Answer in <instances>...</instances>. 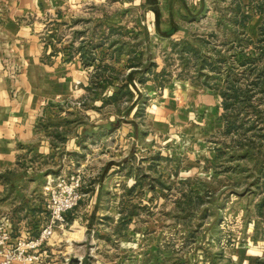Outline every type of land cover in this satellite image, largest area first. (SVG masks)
<instances>
[{
    "label": "rangeland",
    "instance_id": "rangeland-1",
    "mask_svg": "<svg viewBox=\"0 0 264 264\" xmlns=\"http://www.w3.org/2000/svg\"><path fill=\"white\" fill-rule=\"evenodd\" d=\"M258 1L264 0H61L58 11L25 18L40 44L39 62L71 68L69 81L77 92L67 96L70 99L56 100L67 101L69 110L62 116L73 121L70 134H77L73 125L86 124L80 142L83 160L88 158L89 163L83 167L87 187L81 186V192H88L82 198H89L92 176L96 178L107 159L128 160L118 171L127 177L122 185H115L110 174L103 189V197L109 198L116 194L111 186L119 188L122 203L89 224L87 212L82 211L79 222L86 227L85 237L64 235L61 252L51 255L47 249L40 264H264V208L257 206L264 197V140L256 129L243 131L250 123L264 126V98L258 100L254 93L249 105L241 107L242 130L221 133V99L218 95L213 99L216 94L210 88L178 78L181 64L169 47L173 40L196 37L228 53L223 45L228 38L226 24L236 6L251 14L245 31L256 40L264 21V15L253 8ZM170 27L174 32L167 34ZM84 55L93 63H84ZM235 56L237 61L242 58ZM133 58L142 61L132 82L129 61ZM149 62L154 64L152 72L165 67L166 73L159 79L150 73L140 83L142 68ZM97 73L109 77L111 84L100 89L94 78ZM120 80L132 82L127 83L131 94L102 103L101 97L108 98ZM157 80L166 81L161 89ZM94 118L102 122L95 124ZM111 119L120 126L121 121L131 124L133 134L121 138L109 127ZM240 144L251 146L246 156ZM33 159L37 170L57 163ZM73 163L70 171L81 167ZM59 170L53 168L51 174L65 171ZM44 173L31 175L38 181V203L46 205ZM132 185L136 188L129 195ZM70 224L67 221L64 228Z\"/></svg>",
    "mask_w": 264,
    "mask_h": 264
},
{
    "label": "crops",
    "instance_id": "crops-1",
    "mask_svg": "<svg viewBox=\"0 0 264 264\" xmlns=\"http://www.w3.org/2000/svg\"><path fill=\"white\" fill-rule=\"evenodd\" d=\"M62 7L61 0H0V215L11 220L14 234L24 230H30L34 234L44 222L45 204L38 203V181L32 173L35 175L38 171H45L46 178L53 168L67 170L69 173L78 171L83 177L82 187H87L83 167L89 163V159L83 160L80 142L86 124L73 125L74 128L77 126V134H70L73 121L62 116L69 110L65 106L67 101L56 100L58 96L63 98L77 92L72 91L69 81L72 77L71 68L41 64L38 60L40 44L31 33V28L25 24V18L29 15L37 18ZM65 76L68 77L67 80ZM84 87L82 86L83 89ZM212 97L215 99L217 95ZM46 98L47 103L44 101ZM220 99L219 97L218 100ZM92 121L95 124L102 122L99 118ZM116 121L118 120L111 119L107 123L111 130L115 129L120 133L121 138L133 134L131 124L122 123L123 121L121 126L113 124ZM32 157L57 163L37 170ZM80 159L83 162L79 163ZM73 162L79 163L82 169L77 167L74 170L73 167L70 171ZM127 162L126 158L107 159L96 178L92 176L94 182L89 183V198H81L78 207L66 215L67 221H71L70 227H63L54 235L48 246L51 255L61 252L64 235L68 234L78 240L85 237L86 227L79 222L82 211L87 212L89 220L85 219V223L89 224L95 216L113 213V206L122 203L123 196H119V188L111 186L116 194L109 198L103 197V189L110 174L114 176L115 185L125 181L127 177L119 175L118 171L120 168L125 169ZM65 171L61 173H67ZM127 173V176L131 174L129 171ZM44 183L45 179L42 187ZM44 200L46 201L45 197ZM58 232H62V236Z\"/></svg>",
    "mask_w": 264,
    "mask_h": 264
},
{
    "label": "trees",
    "instance_id": "trees-1",
    "mask_svg": "<svg viewBox=\"0 0 264 264\" xmlns=\"http://www.w3.org/2000/svg\"><path fill=\"white\" fill-rule=\"evenodd\" d=\"M235 8L236 9L233 11L232 16L228 19V23L226 24L228 38L223 43L228 53H221L220 50L216 49L215 45L211 44L210 40H204L203 38L194 37L193 40H173L169 43L171 53L177 56L181 64V71L177 74V77L183 80H189L193 84H199L205 88H210L221 98V109L223 110L221 119L224 124L221 133L223 134L238 133L242 130L243 123H238L239 112L241 107L249 105L254 93L260 96L258 100L264 98V21L258 27L256 40H253L245 31L246 23L251 18V14L241 12L238 6ZM253 8L255 13H262L264 15V1H258L254 4ZM159 19L160 13L156 12L155 25L158 24ZM144 27L147 29L146 25ZM173 32L174 27H170L167 34ZM210 35L211 37L216 36L214 32ZM136 46L137 45H135L134 48H136ZM248 47L252 49L248 50ZM236 50L238 52L237 54H241L242 56L238 61L234 59L236 57L235 55H237L234 52ZM116 51L120 52L121 48H118ZM134 51L135 50L132 52ZM84 57L85 55L83 56V59H85L84 63L87 65L93 63V61L91 63V60L87 61ZM134 59L136 58L129 61V67L131 68L129 78L132 82L134 81L132 77L135 74L136 65L140 64V59L142 61V58H137V61ZM150 63L151 62L148 64L146 63L143 66V73L139 79L140 83L148 80V74L150 73H153L154 79H159L166 73L165 67H163L160 72H152L150 67L154 66V64ZM204 70H206V72H204ZM94 78L96 79V85L98 84L99 86H97L100 89L103 88L102 84H111L109 77L99 73H97ZM120 81L121 82L117 84L115 90L108 98L101 97L102 103L117 101L122 95L131 94L130 91H128V84L132 82L127 81V84L122 80ZM157 81L159 83L156 87L159 89L166 83L165 80ZM84 89L89 91L90 87L85 86ZM256 127L255 124L250 123L243 131L246 133L256 129V131H259L257 136L264 140V126L260 125ZM238 147L243 151L242 154L244 156H246L251 149V146L245 144H240ZM217 151H220V148H217ZM262 157L264 159V154ZM262 169L264 170V165ZM262 173H264V171ZM261 176L264 177V174H261ZM261 183L264 185V178ZM135 185H140V183L136 182ZM134 190L135 186L129 188L127 193L131 195ZM257 206L259 210L264 208V197Z\"/></svg>",
    "mask_w": 264,
    "mask_h": 264
},
{
    "label": "built area",
    "instance_id": "built-area-1",
    "mask_svg": "<svg viewBox=\"0 0 264 264\" xmlns=\"http://www.w3.org/2000/svg\"><path fill=\"white\" fill-rule=\"evenodd\" d=\"M80 172L49 174L42 192L46 198L44 222L38 232L24 230L14 234L11 220L0 215V264H40L56 229L67 224L66 213L82 198Z\"/></svg>",
    "mask_w": 264,
    "mask_h": 264
},
{
    "label": "bare ground",
    "instance_id": "bare-ground-1",
    "mask_svg": "<svg viewBox=\"0 0 264 264\" xmlns=\"http://www.w3.org/2000/svg\"><path fill=\"white\" fill-rule=\"evenodd\" d=\"M54 237V236H53Z\"/></svg>",
    "mask_w": 264,
    "mask_h": 264
}]
</instances>
